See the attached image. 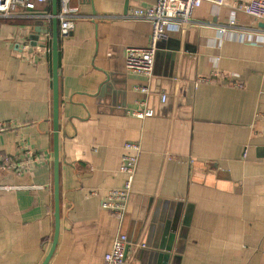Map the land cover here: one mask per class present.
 <instances>
[{
  "label": "crops",
  "instance_id": "obj_1",
  "mask_svg": "<svg viewBox=\"0 0 264 264\" xmlns=\"http://www.w3.org/2000/svg\"><path fill=\"white\" fill-rule=\"evenodd\" d=\"M68 2L76 18L59 33L60 234L49 264H104L119 223L101 204L124 186L135 142L121 228L129 264H158L162 253L169 264H264V39L240 35L255 22L204 2L158 44L146 98L125 53L147 46L152 26L124 17L155 0ZM53 18L51 0L0 15V123L14 127L0 132V264H43L54 240ZM146 108L153 117L132 115ZM4 158L31 163L18 171Z\"/></svg>",
  "mask_w": 264,
  "mask_h": 264
},
{
  "label": "built area",
  "instance_id": "obj_2",
  "mask_svg": "<svg viewBox=\"0 0 264 264\" xmlns=\"http://www.w3.org/2000/svg\"><path fill=\"white\" fill-rule=\"evenodd\" d=\"M50 0H0V15L7 16L16 8L26 10H34L37 5L44 4ZM204 2L212 3L218 7L231 5V8L237 12L249 17L255 22L256 27L251 30L240 33L244 40L258 41L264 39V0H155L151 7L135 8L126 15L125 19H134L147 22L152 26V34L149 44L144 47H127L125 53L126 69L134 75L144 78L147 82L146 86L139 89L141 95L146 98L150 95L149 83L154 77L155 58L158 50V44L166 40L169 33L173 30L181 31L184 26L192 24L194 12L199 9ZM76 16L72 12L68 0L60 1V10L57 19L59 21V33L63 38L68 37L75 28ZM236 21H231L229 26L220 27L218 33L221 36L228 34L230 29L236 26ZM235 29V28H234ZM257 40V39H256ZM41 52L48 53L47 48H41ZM217 76H223L217 74ZM208 81V80H207ZM239 86V85H237ZM166 97H163V101ZM142 105H147V99L143 100ZM133 116L138 118L153 117L154 112L148 108L142 111H135ZM9 128H14L5 123H0V132ZM125 149L130 153L123 157L120 173L126 176L124 186L120 189L109 191L106 199L102 202V209L113 215L119 223V231L117 232L111 250L104 256V264H129L125 259V252L129 243L128 237L121 233L123 220L128 212L130 198L132 196L133 184L138 162L142 153L140 143H127ZM32 151H24V155L31 157ZM40 159H35L38 162ZM7 167H12L18 171L25 170L31 161L24 159L23 163L16 164L9 158H4ZM10 169V168H9ZM144 247V246H143Z\"/></svg>",
  "mask_w": 264,
  "mask_h": 264
},
{
  "label": "water",
  "instance_id": "obj_3",
  "mask_svg": "<svg viewBox=\"0 0 264 264\" xmlns=\"http://www.w3.org/2000/svg\"><path fill=\"white\" fill-rule=\"evenodd\" d=\"M53 6V43H52V57H53V122H54V188H55V235L52 243L51 250L46 257L43 264H49L58 243L60 234V195H59V25L57 20L58 15V0H51ZM264 27V25H260ZM264 154V149L262 150ZM127 246L125 252V259L128 254ZM170 255L168 253H162L159 257L158 264H169Z\"/></svg>",
  "mask_w": 264,
  "mask_h": 264
}]
</instances>
